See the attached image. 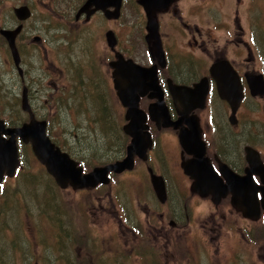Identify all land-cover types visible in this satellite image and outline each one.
Returning <instances> with one entry per match:
<instances>
[{
  "label": "flooded vegetation",
  "instance_id": "af4514ba",
  "mask_svg": "<svg viewBox=\"0 0 264 264\" xmlns=\"http://www.w3.org/2000/svg\"><path fill=\"white\" fill-rule=\"evenodd\" d=\"M139 1L123 0L120 17L116 19L114 17L118 8L116 6H107L103 11L97 10L96 8H99L97 5H92L87 12L79 13L88 2L84 0L76 11L67 14V20L73 16V20L68 22L74 26L68 34L75 39L77 37L83 39L89 35L91 45L84 44L82 48L83 44L77 43V53L66 54V49L73 39H66L61 33L55 32L53 39L58 40L52 41L55 43V46L52 44L55 58L53 62L49 60L48 63L51 67H59L62 74L68 72L71 78H74V75H77L75 67L81 62L85 74L86 68L90 71L87 79L93 80L97 75L93 72L95 59L100 61L101 53H107L104 60L100 61L103 70L101 69L102 73L98 77L102 83L106 82L107 89H112L117 103L125 110L115 88V70L112 64L121 57L143 68H156L155 77L163 95V102L168 109L171 121L179 124L178 128L174 129L173 126L164 128L163 119L160 121L151 119L149 108L155 105L158 99L152 98L153 91H149L139 99V107L146 114L145 125L148 127L144 132H148L152 139V145L145 153V158L135 154L134 168L131 171L121 174L111 173L109 184H99L95 188L78 191L94 193L95 195L89 202V209L94 211L95 215L100 213L106 215L111 225L118 228V230L112 229V248L108 252L116 258L112 257L113 261L119 263L120 254H123L125 258H132L131 256L135 254L140 260L136 261L138 264H148L154 261H150L151 259H157L158 264H165L167 245L172 246L173 242L170 237L174 231L186 232V229L191 227V232L200 233L203 230L206 233L205 236L210 237V241H218L223 235V228L228 230H225L227 234H230L231 230L236 232L235 234L243 230L239 228L236 221L229 217L233 215V212L244 220L258 221L246 218L233 206V193L226 176L231 174V176L246 178L250 175L247 184L258 189L257 195L261 202V188L264 186L259 173L264 172V0H204L205 3L211 5L210 8L199 6L198 1L202 0H189L194 3L197 1L194 6L181 5L188 0H175L167 7L159 4L148 5L149 9H147L152 10L150 14L145 6L139 4ZM128 3L135 4V9L142 15L139 50L143 51L146 66L135 61L134 43L130 40L127 41L128 43H123L119 38L117 21L124 17ZM183 8H190V10L186 11ZM150 22L158 26L157 41L163 51L161 59L158 56L154 57V53L157 52L154 51L156 40L148 38ZM23 25L25 29V23ZM113 26L115 27L112 28ZM108 33L113 34L115 38V45L112 47L107 42ZM96 35L99 38L104 36L107 47L104 45L101 47L98 42L93 41ZM32 43L41 44L42 38L37 36ZM20 45L17 47L21 57L22 75L18 70L17 72L20 80L25 84L23 88H28V99L32 108L35 101H39L44 93L38 89L35 91V97L32 94L30 96L31 88L25 83V77L28 76L29 79V75L27 69L26 72L22 67L25 63L21 55L26 44L22 46L21 43ZM187 49L188 53H183ZM86 51L95 55L93 63L87 67H85L86 60L81 57L86 56ZM62 53L65 55L63 60ZM197 53L200 57H196ZM217 66L224 67V69H214L212 73L213 68ZM49 73H51L50 70ZM218 76H230L241 87L243 97L235 111L233 106L220 94L219 82L216 79ZM56 80L53 83L51 80L48 82L52 84L53 89L56 88L55 92L62 93V86L63 90L71 91V81L65 85H57L59 79ZM257 87L258 93L254 94L253 89ZM171 88H183L191 93L187 104L184 98L173 96ZM60 93H57V96L49 95L51 100L45 99L43 104L50 106L49 102L55 103L58 108ZM186 106L189 108L196 106L188 116L183 115ZM32 111L36 119L37 116L40 117L36 109L32 108ZM26 115L29 120V115L27 113ZM124 120L126 121L124 126H126L129 123L126 116ZM45 121L48 124L51 123L49 118ZM123 133L128 137L129 144L126 147L125 156L116 162L128 156V147L132 143V137L124 131ZM164 133L176 136L179 170L181 176L187 181L171 183L169 177L162 173L158 174L151 165V163L157 164L156 159L160 156V150L163 149L162 134ZM181 134L184 136L185 147L180 139ZM186 147L192 154H188ZM186 165L198 177L201 176L200 172L211 170L220 182L215 184L211 180H197L186 174ZM152 173L164 180L165 194L161 198L154 189ZM7 183L8 180L5 178L0 185L1 200H3L1 196L5 195L4 190ZM224 192L225 195H223ZM156 200L160 204L157 209L153 203ZM199 200L209 201L215 210L206 220L201 221L202 227L197 229L195 226L199 224V221L198 223L193 221L192 217L193 208L196 203L200 202ZM263 217L264 211L262 210L261 218ZM209 224L213 225V228H209ZM64 236V243H68L69 246L72 242L70 234L65 233ZM18 237L19 235L15 234L12 238L7 234L3 236L4 245L0 246V264H31L28 260L24 261L23 247L19 243L21 239L17 241ZM94 242V247H101L97 244L99 240H94ZM55 243L58 244V241ZM89 244L91 246L90 241ZM90 246L84 245L81 250V259L76 261L67 257L63 260L64 264H97V255L89 253L93 252ZM183 254L187 255V252ZM180 255L179 252L176 253V256L180 257ZM25 259L29 258L25 257ZM128 262L132 263L130 260L121 259L123 264Z\"/></svg>",
  "mask_w": 264,
  "mask_h": 264
},
{
  "label": "rangeland",
  "instance_id": "374dc122",
  "mask_svg": "<svg viewBox=\"0 0 264 264\" xmlns=\"http://www.w3.org/2000/svg\"><path fill=\"white\" fill-rule=\"evenodd\" d=\"M83 1L0 0V29L3 27L13 29L17 25L14 13L16 7L26 4L32 7L33 16L25 23L20 40L22 46L26 44L21 55L25 63L22 67L25 71L27 69L28 72H26L29 75V79L28 76L25 77V83L31 88L30 96L32 94L35 97V91L38 89L44 93L39 101L34 100L35 104L32 102V108L36 109L37 114L40 115V117L37 116L38 120L45 121L49 118L51 122L49 133L53 142L76 161L87 164V168L92 170L121 160L126 154L129 139L122 130L126 124L124 120L126 110L117 103L112 89H107L106 82L102 83L98 77L102 73L101 69L103 70L100 61L104 60L107 53H101L100 61H97L95 55L88 51L86 56H81L86 60L85 67L93 63L94 57L93 72L97 75L93 80L87 79L90 71L86 68L85 74L81 62L75 67L77 75H74V78H71L68 72L62 74L59 67L49 66L48 61L53 62L55 58L52 52L55 46V43H52L55 32L61 33L66 39H73L66 49V54L77 53V43H82V48L84 44L91 45L89 35L83 39L82 37L75 39L68 34L74 26L68 22L73 20V16L67 20V14L76 11ZM196 3L188 0L181 5L194 6ZM198 5L202 8L211 6L204 0L198 1ZM126 7L128 9L124 17L117 21L116 25L119 38L123 43H128V40L134 43L135 61L146 66L143 51L139 50L142 15L135 9V4L128 3ZM183 9L190 10V8ZM37 36L42 38L41 44L32 43V39ZM93 41L98 42L101 47L103 45L107 47L104 36L99 38L96 35ZM183 53L187 54L188 49ZM64 57L62 53V60ZM196 57L200 55L197 53ZM55 79L61 81L58 80L57 85H65L71 81V91L63 90L62 86V93L55 92L56 88L53 89L52 84L48 83L50 80L53 83ZM24 86L15 69L7 44L0 36L1 119L8 122L18 121L19 124L28 121L26 113L21 110L22 92L26 88H23ZM57 93H60L61 98L57 104L58 108L55 103L49 102L50 106L43 104L45 99L51 100L49 95L57 96ZM175 139L176 136L173 134H162L163 149L160 150V156L156 159L157 164L151 163L154 170L158 174L162 173L169 177L171 183L187 181L180 174L179 153L177 139ZM20 160L18 174L8 179V183L5 184V195L1 196L3 200L0 198V246L4 245L5 234L11 238L14 234L19 235L17 241L21 239L19 243L23 247V258L33 259L32 261L27 259L28 263L64 264L63 260L67 257L76 261L81 259V250L84 245L90 246V241L93 252L89 253L97 255V264H123L121 259L132 261L126 264H138L136 261L140 260L135 254L131 256L132 258H125L123 254H120L119 263H116L113 261V258L116 259L114 255L108 253L112 248V229L115 227L111 225L106 215L100 211H98L100 216L95 215L94 211L89 209V202L94 193H84L73 189L61 191L34 156L31 145L21 148ZM164 163L166 165H163ZM199 201L193 208L192 217L193 221L197 223L199 221V224L195 226L197 229L202 227L201 221L206 220L215 210L209 201ZM153 203L156 205L155 209L160 205L157 200ZM226 207L228 208V205ZM227 208L226 212H228ZM229 217L243 230H239L237 234L231 230L230 234H227L225 231L227 229L223 228V235L218 241H210V237L205 236L206 233L203 230L200 233L191 232V227H188L186 232L174 231L170 237L173 244L167 245L165 264H264V217L257 222L244 220L235 212ZM114 224L117 226L116 223ZM204 226H206L205 222ZM249 226L250 229H248ZM208 227L213 228V225L209 224ZM115 229L118 230V228ZM65 233H69L72 240L69 246L68 243H64ZM94 240H99L97 244L101 247H94ZM56 241L58 244L55 243ZM177 252L181 254L180 257L176 256ZM183 252H187V255ZM150 261L148 264H158L157 259Z\"/></svg>",
  "mask_w": 264,
  "mask_h": 264
},
{
  "label": "water",
  "instance_id": "95a60500",
  "mask_svg": "<svg viewBox=\"0 0 264 264\" xmlns=\"http://www.w3.org/2000/svg\"><path fill=\"white\" fill-rule=\"evenodd\" d=\"M172 1L175 0H140L139 4L145 6L148 13V5L159 4L162 7H167ZM122 0H88L86 5L80 10L79 13L87 12L90 6L97 5V10L105 11L107 6L118 7L114 17H120ZM148 6V7H147ZM148 8V9H147ZM15 16L18 21L25 22L32 16V11L28 6H21L15 8ZM110 17V16H108ZM112 17V16H111ZM23 25H19L14 29L3 28L0 30V35L5 39L10 49L12 59L15 67L20 75L22 69L20 68L21 57L16 45L17 37L20 35ZM149 39H155L154 43V57L158 56L161 59L163 51L158 40V26L150 22L148 26ZM38 40V39H37ZM107 42L109 46L115 45L114 35L108 33ZM114 71V84L117 90L118 97L126 110V120L129 123L124 126V132L132 137V143L128 147V156L114 164L95 168L89 174H83V169L78 166V163L73 160L67 153L63 152L48 136L46 121H39L36 119L32 112L28 100V90L24 89L22 96V109L29 113V122L24 123L21 127H7L6 123L0 119V185L5 176L13 177L19 165V147L18 140L23 144H30L32 151L37 160L45 167L46 171L55 179L57 185L62 189H67L71 186L73 189H87L95 188L99 184L109 183V173L114 172L120 174L126 170H132L134 166V155L138 154L141 158H145V153L152 145V139L148 132H144L148 127L146 123V114L139 107V99L145 96L149 91H153L152 98L158 99L155 105L149 108L150 116L153 121H160L163 119V127L178 128V123H174L170 119V115L166 105L163 102V95L158 86L156 79V68H143L136 65L133 61H126L121 57L119 60L112 64ZM224 69V67L217 66L214 69ZM216 79L219 82V91L223 99H226L235 111L239 106L243 94L241 87L236 83L235 79L230 76H218ZM235 88V90H232ZM253 88V87H252ZM253 93H258V87L253 89ZM255 90L257 92H255ZM171 93L175 97L185 99V104L191 93L183 90V88H171ZM196 106L185 107L184 116H188ZM191 125V124H190ZM181 142L185 147L184 136H180ZM188 154H192L186 147ZM186 174L193 178L207 181H214L212 183L218 184L220 181L211 170L200 172L201 176L198 177L193 173L189 167L185 166ZM258 174V169L256 170ZM262 182L264 184V172H259ZM228 183L231 186L233 193L232 204L233 206L243 213L246 218L258 220L261 215V210H264V186L261 188L262 200L258 199V189L254 186L247 184L249 177L240 178L238 176H226ZM153 185L159 197L165 194V185L162 177H158L152 173L151 175ZM225 190V189H223ZM225 195V192L224 194Z\"/></svg>",
  "mask_w": 264,
  "mask_h": 264
},
{
  "label": "trees",
  "instance_id": "16d2710c",
  "mask_svg": "<svg viewBox=\"0 0 264 264\" xmlns=\"http://www.w3.org/2000/svg\"><path fill=\"white\" fill-rule=\"evenodd\" d=\"M20 40H21V36H20L19 39L17 40V42H18L17 45H19V46H21V45H20V44H21ZM10 123H11L12 125H15V126H16V125H19L18 121H16V122L11 121ZM81 164L83 165V167L85 166V164H83V163H81ZM86 165H87V164H86ZM44 170H45V168H44ZM45 171H46V170H45ZM25 260H27V259H25V257H24V261H25Z\"/></svg>",
  "mask_w": 264,
  "mask_h": 264
},
{
  "label": "bare ground",
  "instance_id": "6f19581e",
  "mask_svg": "<svg viewBox=\"0 0 264 264\" xmlns=\"http://www.w3.org/2000/svg\"><path fill=\"white\" fill-rule=\"evenodd\" d=\"M34 114V113H33ZM30 119V118H29Z\"/></svg>",
  "mask_w": 264,
  "mask_h": 264
}]
</instances>
